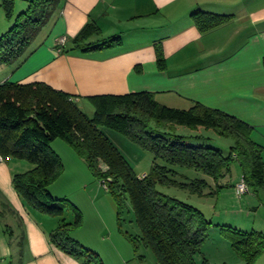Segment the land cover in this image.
Listing matches in <instances>:
<instances>
[{"label": "trees", "instance_id": "16d2710c", "mask_svg": "<svg viewBox=\"0 0 264 264\" xmlns=\"http://www.w3.org/2000/svg\"><path fill=\"white\" fill-rule=\"evenodd\" d=\"M62 1L29 0L14 26L0 36V64H12L26 53ZM14 3L15 0H4L9 16ZM192 17L199 29L207 32L230 22L234 14L198 8ZM102 33L98 22L90 21L65 51L93 52L121 43L120 37L105 38ZM158 50L159 67L166 70L162 47L158 46ZM88 98L96 109L93 116L79 106L71 93L46 82L7 79L0 83V155L33 164L28 171L15 174L14 183L33 207L59 217L61 222L51 233L57 246L83 264H106L98 252L71 235L83 224L81 209L68 198L54 196L49 189L64 171V162L52 146L61 138L84 159L120 209L127 201L131 203L142 232L139 238L156 253V264H213L203 252L212 230L229 241L240 264L257 262L264 253V231L242 228L215 217L209 219L200 208L159 187L178 186L199 195L219 193L227 184L222 180L231 175L232 165L237 162L241 168L239 178L243 177L249 187L240 198L252 190L264 189L263 145L253 138L251 124L198 101L189 108L165 105L151 91ZM180 126L213 129L234 142L229 151H224L218 145L200 142L203 135L178 133ZM105 127L123 132L150 150L154 155L151 170L138 175L105 133ZM193 170L197 176L192 175ZM230 184L236 193L237 182ZM67 208L74 213L71 219Z\"/></svg>", "mask_w": 264, "mask_h": 264}, {"label": "crops", "instance_id": "0c3cea01", "mask_svg": "<svg viewBox=\"0 0 264 264\" xmlns=\"http://www.w3.org/2000/svg\"><path fill=\"white\" fill-rule=\"evenodd\" d=\"M198 8L231 13L234 18L202 32L192 17ZM93 20L101 26L103 37H120L121 43L93 52L65 51ZM227 32L234 45L226 52L227 43L220 45L219 40ZM63 37L67 38L65 45L60 44ZM158 46L168 60L193 57L192 53L177 56L191 46L214 52L198 65L162 70L158 66ZM244 51L255 58H242ZM185 75L186 94L192 97L186 104L176 103L177 107L189 108L198 101L238 116L254 127L252 136L263 145L264 157V0H63L26 53L12 64H0V83L7 79L23 83L43 81L71 93L78 102L105 93L156 94L171 78L176 81L174 78ZM201 81L207 90L213 89L216 99L219 95V101L210 102L198 95L195 84ZM176 89L181 90L177 85ZM52 146L62 160L59 150H66L71 171L50 185L51 193L76 204L84 218L81 200L90 203L96 212L94 219L101 222L103 213L92 194L78 191L76 199L75 191H70L64 182L81 176L87 183L93 181L86 162L61 138L54 140ZM23 165L28 170L32 168V164L15 158L0 161V264H83L52 241L51 233L58 227L59 217L33 207L16 188L14 176L25 172ZM240 199V203L246 201V209L241 204L236 222H251L253 228L264 231V189ZM224 221L234 223L232 218ZM83 226L71 235L104 258L93 235L82 233Z\"/></svg>", "mask_w": 264, "mask_h": 264}, {"label": "rangeland", "instance_id": "374dc122", "mask_svg": "<svg viewBox=\"0 0 264 264\" xmlns=\"http://www.w3.org/2000/svg\"><path fill=\"white\" fill-rule=\"evenodd\" d=\"M28 1L29 0H15L14 10L12 12V15L9 16L7 9L4 5V0H0V36L7 33L14 26L21 12L24 11L25 8L28 6ZM211 39H213V35H211ZM229 39L230 33L227 32V35L222 36L219 40L220 45L225 42L227 43L226 52L230 48H233L234 45L232 42V38L230 41ZM253 48L254 47L249 49L253 50ZM199 50L200 49L198 47L191 46L185 48L179 54H177V56H181L183 54L187 55L192 53L194 56L191 58H172L171 60H168V58H166L167 68L174 67L172 69H182L184 67L198 65L199 63L204 62V60L207 59L205 58V56L210 55L214 52L213 50L208 52L204 50ZM241 57L255 58V55L252 56L249 51H244ZM168 61H170L171 66H169ZM147 67L149 68L148 65ZM186 76L187 75L174 78V80L176 81H173V79L171 78L170 80L172 81H169L167 85L165 84L163 88H160V91L156 93V99L159 102L172 107H177L176 103L180 101L185 104L189 102L188 98H191L192 96H188L186 94ZM197 80H199L198 83H200V79H196V81ZM147 81L150 83L152 82L151 80H149L148 77ZM176 85L180 87L181 90L176 89ZM195 85V89L198 91V95L202 99L204 98L210 102L219 101V95L216 99L213 89L207 90L205 84L202 83V81L201 84ZM78 104L89 116H93L95 114L96 109L91 99L86 98L85 100L78 102ZM104 131L109 136L111 141L124 154V156L130 162V164L138 175H144L151 170L154 155L150 150L146 149L141 144L133 141L129 136L125 135L121 131L107 127L104 128ZM177 132L188 136L198 134L203 135L204 138H202L200 142H207L216 146L218 145L224 151H229L230 146L234 142V139L219 135L213 129L201 128L196 130L180 126L177 128ZM59 151L64 160V171L60 175L61 177L66 173V171H71V165L69 166V158L67 156L66 150L62 149V152L61 150ZM24 161L28 162L29 164H32L29 161ZM84 164L86 165L85 168H87L88 165L86 163ZM22 168L25 171L28 170L26 166L24 168V165ZM90 172L92 173L91 170ZM240 174L241 168L239 166V163L234 162V164L232 165L231 175H228L227 179L224 178V180H222V183L227 184L221 189L219 193L214 194L199 195L197 193L191 192L189 189H183L178 186L169 187L160 185L159 187L162 191L166 192L167 194H170L174 197H178L200 208L209 219L215 217V219H221L222 221H224L225 219L232 218L234 220L233 224L237 225L238 223L236 222L237 220L235 217L237 216L238 219H240V214L238 215L236 214V212L238 210H241L242 205L243 208H245L244 204L246 203V201L240 203L241 199L237 197L234 188L231 186L230 182H238L242 178H239ZM92 175L94 176L93 173ZM192 175L197 176V171L193 170ZM76 177H78V175H76ZM82 177L83 176L78 177L76 179H74L73 177H69L64 182L67 186L70 187L68 188L70 191H75L73 192V195L76 196V199H79L78 191H80V193L92 194V198L93 201H95L96 206H98L102 210L103 218L100 222L94 219L96 215L94 207H91L90 203L85 204V202L81 200L84 207L83 210L85 212V218L83 222L84 226L82 225V233L84 232V234L88 236L93 235L96 245L100 246V249H102V255L105 258L103 259L106 261V263L156 264V253L154 252L151 246L146 245V243L139 238V236L142 235V232L138 225L136 215L131 203L127 201L120 209L118 202L115 200L112 194L107 192L105 186L101 185V182L95 179V176L93 177V181L88 183L87 180L82 179ZM78 185H80V187H78ZM253 193L254 190L253 192L250 191L247 194ZM74 196L72 197L75 199ZM248 197H250V195H248ZM72 215L74 216L72 209L67 208V216L69 217V219L73 217ZM60 222L61 221L59 220V224ZM247 223L249 224H246L245 222H239L238 225L242 228H253L251 222ZM82 226L79 228H82ZM203 252L213 264L241 263L240 258L233 252L229 241L219 231L216 230H212L211 237L204 245ZM122 256L125 258V260H122ZM255 264H264V253Z\"/></svg>", "mask_w": 264, "mask_h": 264}, {"label": "built area", "instance_id": "2783aa9c", "mask_svg": "<svg viewBox=\"0 0 264 264\" xmlns=\"http://www.w3.org/2000/svg\"><path fill=\"white\" fill-rule=\"evenodd\" d=\"M67 42V38H61L60 44L65 45ZM5 158L0 155V161L4 160ZM249 187L248 184L246 183L245 179L242 177L236 184V193L237 196L240 198L243 194L248 192Z\"/></svg>", "mask_w": 264, "mask_h": 264}]
</instances>
